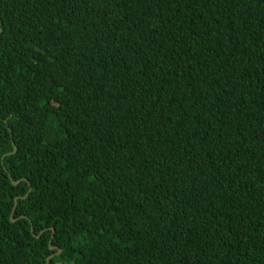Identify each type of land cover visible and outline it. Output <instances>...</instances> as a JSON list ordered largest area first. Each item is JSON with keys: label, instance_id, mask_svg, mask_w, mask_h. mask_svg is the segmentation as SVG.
Segmentation results:
<instances>
[{"label": "trees", "instance_id": "trees-1", "mask_svg": "<svg viewBox=\"0 0 264 264\" xmlns=\"http://www.w3.org/2000/svg\"><path fill=\"white\" fill-rule=\"evenodd\" d=\"M59 263L264 264V0H0V264Z\"/></svg>", "mask_w": 264, "mask_h": 264}, {"label": "water", "instance_id": "water-1", "mask_svg": "<svg viewBox=\"0 0 264 264\" xmlns=\"http://www.w3.org/2000/svg\"><path fill=\"white\" fill-rule=\"evenodd\" d=\"M13 145H14V151H13L12 153L8 154V155H15V154L17 153V150H18V149H17V147L15 146V144H13ZM10 179H11L12 184H13L14 186H19V184L22 182L21 180H20L19 182H16V181L13 180L12 177H10ZM26 197H27V196H26ZM26 197H24V198H22V199H25ZM18 200H19V197H17V198L15 199V208H14L13 213H12V222H13V223L17 222V219H14V215H15V212H16V208H17ZM23 218H24V219H27L26 216H24ZM52 231H53V234H54V230H52ZM31 232H32V234H33L36 238H38V239H40L41 236H42L43 233H44V232H41V234L36 235L35 232H34V228H33V226L31 227ZM53 238H54V235L52 236V240H53ZM52 240L50 241V249H51V250H55V249H57V248L54 247V246H52ZM60 253H61V250H59L58 254H60ZM53 257H54V256H51V258H53ZM51 258L48 259V262L50 261ZM59 264H61V263H59Z\"/></svg>", "mask_w": 264, "mask_h": 264}]
</instances>
